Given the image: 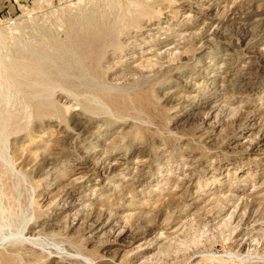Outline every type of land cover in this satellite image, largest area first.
<instances>
[{
    "label": "rangeland",
    "instance_id": "obj_1",
    "mask_svg": "<svg viewBox=\"0 0 264 264\" xmlns=\"http://www.w3.org/2000/svg\"><path fill=\"white\" fill-rule=\"evenodd\" d=\"M0 264H264V0H0Z\"/></svg>",
    "mask_w": 264,
    "mask_h": 264
}]
</instances>
